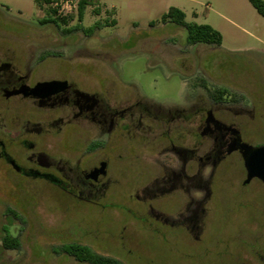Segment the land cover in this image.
<instances>
[{"label": "rangeland", "instance_id": "obj_1", "mask_svg": "<svg viewBox=\"0 0 264 264\" xmlns=\"http://www.w3.org/2000/svg\"><path fill=\"white\" fill-rule=\"evenodd\" d=\"M43 3L0 0L1 56L43 62L48 75L112 85L166 108L197 97L206 103L226 89L224 119L252 145L264 143V17L249 0H94L82 21L77 13L57 23L45 22ZM171 8L219 31L222 45L188 44L186 29L162 21ZM115 170L118 182L94 203L0 163V264H84L54 252L70 243L123 264H263L264 185H242L237 155L215 170L199 229L177 224L187 215L182 194L152 198L144 190L153 189L158 166L133 161ZM8 234L16 249L5 247Z\"/></svg>", "mask_w": 264, "mask_h": 264}, {"label": "flooded vegetation", "instance_id": "obj_2", "mask_svg": "<svg viewBox=\"0 0 264 264\" xmlns=\"http://www.w3.org/2000/svg\"><path fill=\"white\" fill-rule=\"evenodd\" d=\"M12 54L0 55V163L21 178L48 182L68 195L95 203L118 182L115 168L152 163L160 177L152 180L155 191L144 190L152 198L182 194L181 213L187 215L177 224L199 229L204 206L212 201L217 167L237 155L245 168L241 145H264H252L224 119L229 110L224 97L210 94L206 103L197 97L166 108L112 85H85L68 73L48 75L43 62H19ZM47 82L54 83L37 89ZM245 171L244 187L253 181L264 185L257 178L246 182Z\"/></svg>", "mask_w": 264, "mask_h": 264}, {"label": "trees", "instance_id": "obj_3", "mask_svg": "<svg viewBox=\"0 0 264 264\" xmlns=\"http://www.w3.org/2000/svg\"><path fill=\"white\" fill-rule=\"evenodd\" d=\"M94 0H79L78 7V18L82 21L84 11L87 6H89ZM251 5L257 10V12L264 17V0H249ZM57 21H64L66 19H58L49 17L45 20L46 23H57ZM163 23L172 22L180 27H183L187 31V43L190 45L196 44H206L213 46H221L222 45V35L219 31L214 29L210 25H200L197 23H188L186 21L185 13L178 8H171L170 11L163 15L162 17ZM83 31L87 34H91L93 32L92 28L83 29ZM228 94L226 89H217L212 92V95L215 99L223 98ZM9 212H12L9 210ZM14 215L16 213L12 212ZM4 245L8 249H16L18 246V239L16 237L8 234L4 238ZM54 252L56 254H66L70 257H73L79 263L84 264H123L121 261L111 258L105 257L100 254H97L90 247L75 243L64 244L58 248H54Z\"/></svg>", "mask_w": 264, "mask_h": 264}, {"label": "water", "instance_id": "obj_4", "mask_svg": "<svg viewBox=\"0 0 264 264\" xmlns=\"http://www.w3.org/2000/svg\"><path fill=\"white\" fill-rule=\"evenodd\" d=\"M54 82L42 83L38 88H46L53 85ZM241 151L247 170V181L257 178L264 183V145L254 147L248 144L241 145Z\"/></svg>", "mask_w": 264, "mask_h": 264}, {"label": "built area", "instance_id": "obj_5", "mask_svg": "<svg viewBox=\"0 0 264 264\" xmlns=\"http://www.w3.org/2000/svg\"><path fill=\"white\" fill-rule=\"evenodd\" d=\"M43 7L50 16L58 19H70L78 13L79 0H43Z\"/></svg>", "mask_w": 264, "mask_h": 264}]
</instances>
